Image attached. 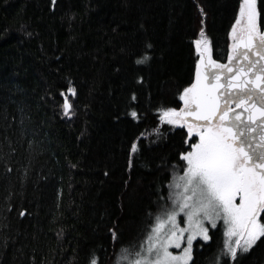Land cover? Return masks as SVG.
Segmentation results:
<instances>
[{
    "label": "trees",
    "instance_id": "1",
    "mask_svg": "<svg viewBox=\"0 0 264 264\" xmlns=\"http://www.w3.org/2000/svg\"><path fill=\"white\" fill-rule=\"evenodd\" d=\"M239 4L58 0L53 10L51 0H0V264H87L92 255L117 264L122 247L138 249L159 205L171 204L172 166L181 175L179 151L189 150L186 130L161 122L159 110L182 106L202 27L213 58L226 62ZM257 9L264 31V0ZM70 86L71 119L60 107ZM224 231L196 241L190 264H234L219 259ZM239 264H264V243Z\"/></svg>",
    "mask_w": 264,
    "mask_h": 264
},
{
    "label": "snow or ice",
    "instance_id": "2",
    "mask_svg": "<svg viewBox=\"0 0 264 264\" xmlns=\"http://www.w3.org/2000/svg\"><path fill=\"white\" fill-rule=\"evenodd\" d=\"M57 3L51 0L53 10ZM197 6L206 16L203 6ZM259 18L257 0H240L228 34L227 62L213 58L211 42L200 29L194 41L195 80L179 94L183 106L159 110L161 122L186 130L184 143L189 145V150L179 151L182 175L172 166L167 197L172 208L159 205L138 249L136 245L122 247L117 264H189L193 242L198 238L209 241V226L215 228L221 219L225 242L219 259L227 256L239 264L241 254L257 241L264 243V31ZM148 59L147 54L137 55L135 62L144 64ZM66 92L76 95V91L70 86L60 92L62 115L71 119L73 104ZM132 99H136L134 93ZM130 116L140 119L135 109ZM138 151V143L132 141L129 168ZM181 213L183 227L177 221ZM25 214L26 210L19 213ZM110 231L116 239L115 230ZM172 247L183 250L173 254ZM87 264H99L98 258L92 255Z\"/></svg>",
    "mask_w": 264,
    "mask_h": 264
},
{
    "label": "rangeland",
    "instance_id": "3",
    "mask_svg": "<svg viewBox=\"0 0 264 264\" xmlns=\"http://www.w3.org/2000/svg\"><path fill=\"white\" fill-rule=\"evenodd\" d=\"M182 175V174H181ZM172 208V204H170V205H168V209H171ZM183 220H184V216H183V214L181 213L180 215H178V217H177V221H178V223L180 224V226L181 227H183L184 226V224H183ZM218 225H222V227H224V229H225V225H224V222H223V220L221 219V220H218L217 221V226ZM206 226H208V225H206ZM216 226V227H217ZM215 227V228H216ZM215 228H211L210 226H209V231H211V230H213V229H215ZM198 240H200L199 238L197 239V241ZM200 241H203V240H200ZM196 241H194L193 243H195ZM205 242V241H204ZM207 242H209V241H207ZM207 242H205V243H207ZM182 250H183V248H179V249H177V248H175V247H172V248H170L169 249V251H171L173 254H179L180 252H182ZM127 264V262L126 261H120L119 262V264ZM191 263V261L189 262V264Z\"/></svg>",
    "mask_w": 264,
    "mask_h": 264
},
{
    "label": "water",
    "instance_id": "4",
    "mask_svg": "<svg viewBox=\"0 0 264 264\" xmlns=\"http://www.w3.org/2000/svg\"><path fill=\"white\" fill-rule=\"evenodd\" d=\"M226 62H227V60H226ZM194 80H195V75H194V79H193V82H194ZM193 82H192V83H193ZM182 106H183V105H182ZM182 106H181V107H182ZM181 107H180V108H181Z\"/></svg>",
    "mask_w": 264,
    "mask_h": 264
}]
</instances>
